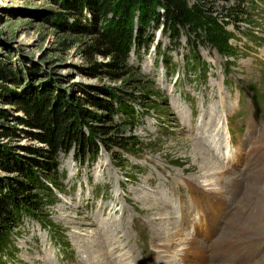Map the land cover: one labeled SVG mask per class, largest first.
<instances>
[{"label": "rangeland", "instance_id": "1", "mask_svg": "<svg viewBox=\"0 0 264 264\" xmlns=\"http://www.w3.org/2000/svg\"><path fill=\"white\" fill-rule=\"evenodd\" d=\"M89 1L0 0V149L4 152L3 158L0 157L3 159L0 160V184L11 182L15 185L25 179L21 171L16 169L17 162L27 160L33 169L40 170L39 187L34 191L41 205L38 212L55 225L63 239L69 242L71 250L67 257L64 256L60 247L52 242L50 230L42 226L37 217L23 214V222L10 231L6 240L0 238V248L9 252L0 259V264H96L95 261L102 256L101 264H126L119 261V257L124 256L130 258V264H133L134 257H137L139 264H145L143 258H149L147 243L139 241L138 245L136 242V236L141 235L136 228L137 222L143 220L156 233L159 226H163V229L168 230L169 237H175L173 234L177 230L189 237L191 235L174 217L181 213L192 194L202 193L198 186H203L205 191L213 188L219 190L220 194H233L224 210L231 215L235 202L242 198L251 199L248 190L252 182L247 175L248 170L257 166L259 156H253L249 162L248 156L243 163L248 162L245 167H230L240 144L235 148V155L229 157V165L221 163L216 157L214 159L228 169L226 173L229 176L235 175L236 182L242 180V185L245 184L246 192L239 194L241 196L236 193L239 186H233L235 191H231L230 186H222L226 179L219 181L220 176L225 177V172H217L222 167L219 164L204 166L206 176L199 173L197 168L186 167L193 163L192 159H181L178 155L186 153L190 156L201 152L199 147L194 146V141L189 142L190 147L185 146L191 137H200L202 144L204 142L210 148L208 139L212 136L217 109H207L202 122L193 125L189 132L180 112H186L187 123L190 124V99L183 97L188 103L178 99L183 90L195 96L198 107L206 106V92L210 94L209 104L218 102L221 92L213 96L212 91L218 89L216 80H223L225 76V64L229 65L227 81L233 84L236 81L251 83L264 96V0H190L207 2L220 15H224L227 9L243 11L238 24H228V29L233 33L231 41L235 51L226 57L202 39L193 46L194 32L188 28H179V36L175 37L176 33L164 22L162 15L160 19L153 18L148 24L142 23L141 6L133 19L138 45L131 48L128 67L117 72L106 65L110 57L94 53L91 48L96 30L112 24L113 14L94 11ZM157 9L161 13L164 11L161 5ZM155 45L166 51L171 61H161ZM189 53L201 56L199 58L210 66V76L206 81H195L197 76L189 70L191 65L186 61ZM151 58L153 62L149 60ZM154 62L155 65H151ZM135 72L147 82L140 81L137 77L139 74ZM149 79H154L155 85ZM44 91H50L53 96L59 94V99L67 98L81 103L85 108L84 117L95 124H105L110 111L96 105L92 101L94 96L112 99L123 107L127 105L128 109L119 105L113 120L120 124L121 134L130 143L117 147L99 142V152L91 159V152L81 156L80 143L75 142L70 149L59 150L53 175H44L46 169L39 161H43V164L46 157L35 149L47 145L35 137L40 128L32 122L18 99L25 93ZM234 91L235 88L229 93L224 89L229 94L230 105L234 108L232 112L235 113V110L240 111L241 104L237 102V92ZM182 103L185 106L183 110ZM252 109L249 107V113L253 115ZM218 119L222 121L223 114H218ZM257 121L264 131V110ZM260 136L264 140V134ZM204 178H208L210 184L214 183L207 185L203 183L206 182ZM160 186L172 199L171 207H167L171 201ZM147 194L151 196L146 198L144 205L142 196ZM215 196L216 193L209 198V202ZM254 197L255 200L258 198L254 204L243 200L237 202V214L243 216L235 222L241 228L230 227L232 224L228 227L229 232L235 231L232 235L244 237L243 234L247 232L242 230H245L242 223H247L249 231L264 235L261 226L264 189L256 190ZM152 205L157 208L155 212ZM69 213H74L84 224L70 223L67 220ZM85 216L97 220V224L87 232L82 229L87 226ZM154 216L155 221L152 219ZM77 232H84L85 237L82 238L92 240V252L81 246L77 239L80 233ZM3 233L0 229V234ZM95 239L98 241L96 244ZM161 239L167 240L164 237ZM175 240L166 251L160 248L163 242L155 246V240L148 241L150 258L156 259L155 264H164V259L167 261L165 264H176L172 263V258L179 260L181 257L174 256L173 251L182 244L177 238ZM223 246L227 254L219 260V264H239L241 256L236 249L238 244L228 240ZM107 248L112 250L114 259L109 260ZM250 248L252 244L244 245L242 251L247 252ZM179 251L180 248L176 253ZM179 261L184 264L181 259ZM248 263L264 264V258L249 259L242 264Z\"/></svg>", "mask_w": 264, "mask_h": 264}, {"label": "trees", "instance_id": "2", "mask_svg": "<svg viewBox=\"0 0 264 264\" xmlns=\"http://www.w3.org/2000/svg\"><path fill=\"white\" fill-rule=\"evenodd\" d=\"M89 5L94 11L113 14L112 24L96 30L91 48L94 53L110 57L106 65L115 72L128 67L127 60L131 48L133 45L135 47L138 45L133 19L136 10L141 6L143 7L142 23L148 24L153 18L160 19L162 15L164 22L169 28L171 27L173 33H176L175 37L179 36V28H188L194 32L193 46L196 45L197 40L202 39L226 55L235 51L231 41L233 33L228 29V24H238L239 19H242L239 15L243 13L239 9L233 11L227 9L224 15H220L207 2L190 0H90ZM159 5L163 7V13L157 9ZM163 55L169 57L166 52H163ZM194 55L196 56L195 53ZM140 75L137 76L139 80L145 82L144 77ZM150 82L152 83L151 80ZM58 96L59 94L53 96L50 91H44L25 93L18 97L21 107L40 128V132L36 133L35 137L47 145L35 149L46 157L43 164V161H39V164L46 169L47 173L44 175H53V170L56 171L57 167L56 158L59 150L70 149L75 142L80 143L81 156L84 157L87 152H91V159L99 152V142L105 146H128L130 142L121 134L120 124L113 120L119 105L128 109L127 105L123 107L121 103L116 104L112 99L100 97L98 99L94 96L92 101L96 105L110 111L105 124H95L86 120L85 108L81 103L67 98L59 99ZM3 153L0 149L2 158ZM16 164L18 165L15 166L16 169L21 171L25 179L19 180L15 185L11 182L0 184V229L5 232L3 235L0 234V238L6 240L10 231L23 222L21 219L25 214V216L37 217L43 225L50 227L53 236L65 242L55 225L38 212L41 205L38 194L34 191L39 187L41 171L33 169L27 160ZM65 243L69 245L68 241ZM0 249V256L9 254L6 249Z\"/></svg>", "mask_w": 264, "mask_h": 264}, {"label": "bare ground", "instance_id": "3", "mask_svg": "<svg viewBox=\"0 0 264 264\" xmlns=\"http://www.w3.org/2000/svg\"><path fill=\"white\" fill-rule=\"evenodd\" d=\"M210 121V120H209ZM212 122V121H211ZM211 136V135H210ZM198 139H196L195 137H191L190 141H188V143L185 145L186 147L189 146V142H192L194 141L195 144L194 146H197L201 149V152H197L196 154H192L189 156V154H180L178 155L179 157L184 158V159H187L189 160V158L192 159L193 163H190L189 165H186L187 168H194V169H198V171H200L199 173L201 174H204L207 170L204 169V166H206L207 164H210V165H213V164H219L218 166H222L219 162H217L215 158V155H214V151H213V148L208 145L206 142L205 144H207L210 148H208L206 145H204V142L202 144L201 141H203L200 137H197ZM208 154V155H207ZM245 156V158L243 157ZM178 157V158H179ZM257 157V156H256ZM248 158V151H243V149L239 148V151L237 152V155H236V158L234 161L231 162V166L230 167H233V168H236L239 163L235 162V161H238V162H241V163H244L246 161V159ZM255 158V157H254ZM180 159V160H181ZM256 159V158H255ZM179 160V159H178ZM257 162V161H256ZM216 167V166H215ZM213 169V167H211ZM217 169V168H216ZM252 169V168H251ZM228 169L224 166L222 167H219V170H217V172H225V177L224 176H220L219 177V181H224V179H226L222 184V186H230L232 188L231 191H235L236 189H234L233 186H239V190H236V193L239 195V194H242L244 191L246 192V189H245V184L242 185V180L240 182H236V177L235 175L233 176H229V174L226 173ZM215 171V170H214ZM228 172V171H227ZM208 173V172H207ZM212 173V172H211ZM200 174V175H201ZM213 174V173H212ZM205 175V174H204ZM210 175V174H209ZM215 175V174H214ZM213 175V176H214ZM219 175V174H218ZM206 176V175H205ZM216 176V175H215ZM204 177V176H203ZM203 178H201L202 180ZM206 182L203 181V183L207 184V185H212L214 182H212V184H210L208 178H204ZM216 180V179H215ZM211 181V180H210ZM208 182V183H207ZM218 183V182H217ZM188 188V187H187ZM230 188V189H231ZM247 188V187H246ZM228 189V188H227ZM248 190V189H247ZM229 192V191H227ZM226 192V193H227ZM231 193V192H230ZM149 196H151L150 194H147L146 196H142V199H143V202H144V205L146 203V198H148ZM241 196V195H239ZM189 197V196H188ZM235 199V198H234ZM239 199V197H238ZM157 200V199H156ZM237 200V199H236ZM159 201V200H158ZM158 204V203H157ZM232 204V203H231ZM159 207H161V205L158 204ZM152 208L154 210V212L157 210V208L152 205ZM264 208V206L262 207ZM226 210V209H225ZM261 211H263V209H261ZM260 211V212H261ZM251 214V213H250ZM256 215V214H254ZM70 216V217H69ZM156 216H157V213H156ZM159 216H162V215H159ZM252 219H253V216H251ZM86 218V216H85ZM154 221L156 220V217L154 216L152 218ZM67 220L71 222H78V223H81V220L80 219H77V216L74 214V213H69L67 214ZM254 220H252L253 222ZM84 222V221H83ZM161 222V221H160ZM244 222V221H243ZM237 223V222H236ZM242 223V222H241ZM258 223V222H257ZM81 224H84V223H81ZM85 224H87V226L85 225L84 228H82L84 231H88L89 228H91V226L93 225H96L97 224V220L93 217H90V218H86V221H85ZM256 224V223H255ZM239 225V224H238ZM83 226V225H82ZM261 226L264 228V212H263V221H262V224ZM231 227V226H230ZM242 227L245 228L242 229L244 232H247L249 234H252L254 236H260L262 235V233H255L254 231L247 229V223H242ZM237 228H241L240 225L237 226ZM159 230L157 231L161 237H164L166 238L167 240H163L164 242L162 243V245H160V247H168L169 248V244H173V242H175L176 238H177V241H179L182 245L178 246L180 248V251L177 253V255H179L181 258V260L183 261L184 264H219V260L226 256L227 252L225 251L226 250V247L225 246H221L219 248V246L216 248V239H214L213 241H210L208 243H205L204 241L202 240H199L197 239L196 237H192V236H189V237H185L183 236L182 232L180 230H177L175 231V233L173 235H175V237H169L168 236V230H166L165 228L163 229V226H159L158 228ZM182 229V228H181ZM261 229V228H260ZM242 231V232H243ZM85 232V233H86ZM105 232V231H103ZM235 231H232V232H226V233H223V237H227L234 234ZM252 232V233H251ZM80 233V235L77 236V239L79 240V243L81 244V246H84V248H86L87 250H89L90 252H92L93 250V244H92V240L89 241L88 239H85V238H82V237H85L84 235V232H77V234ZM167 234V235H165ZM213 232L212 230L207 233L208 237L211 238L213 236ZM243 234V233H242ZM244 235V234H243ZM112 238V237H111ZM104 239V237H103ZM105 240V239H104ZM100 241V239H99ZM108 241V239H107ZM98 241L95 239V244L97 243ZM107 243V242H106ZM227 243V242H226ZM164 244V245H163ZM176 244V243H175ZM238 244V243H237ZM208 246V248H207ZM209 246H210V249L212 251L208 252L209 251ZM101 247V246H100ZM181 247H185V249H181ZM92 248V249H91ZM108 249V248H107ZM172 249V248H171ZM190 252V253H188ZM230 252V251H229ZM237 252V251H236ZM108 255V254H107ZM110 255V254H109ZM236 256V255H235ZM89 257V256H88ZM103 257V256H102ZM102 257H99L95 262L96 264H101L103 261L101 260ZM110 257V256H109ZM233 257V256H232ZM179 259V260H180ZM110 260V259H109ZM172 263H176V264H181V262L176 259L175 257L172 258ZM227 261H228V258H227ZM234 261V260H232ZM238 262V261H237ZM93 263V262H92ZM111 262H109L110 264Z\"/></svg>", "mask_w": 264, "mask_h": 264}]
</instances>
